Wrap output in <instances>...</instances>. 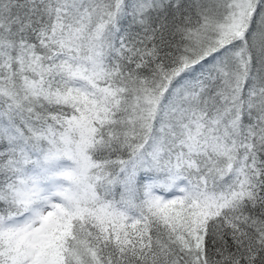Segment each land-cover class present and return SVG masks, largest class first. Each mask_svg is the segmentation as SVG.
I'll use <instances>...</instances> for the list:
<instances>
[{
    "label": "snow or ice",
    "instance_id": "snow-or-ice-1",
    "mask_svg": "<svg viewBox=\"0 0 264 264\" xmlns=\"http://www.w3.org/2000/svg\"><path fill=\"white\" fill-rule=\"evenodd\" d=\"M0 264H264V0H0Z\"/></svg>",
    "mask_w": 264,
    "mask_h": 264
}]
</instances>
